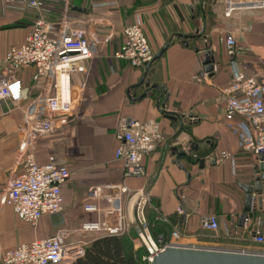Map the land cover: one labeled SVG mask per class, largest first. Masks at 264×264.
<instances>
[{"label": "crops", "instance_id": "obj_1", "mask_svg": "<svg viewBox=\"0 0 264 264\" xmlns=\"http://www.w3.org/2000/svg\"><path fill=\"white\" fill-rule=\"evenodd\" d=\"M66 0H44L41 11L20 3L0 2V60L13 46L22 44L38 17L57 22ZM70 16L92 20L88 27L105 45L97 44L87 70L73 78V111L56 116V131L36 142V160L47 163L54 156L71 171L63 186L64 210L45 215L34 227L21 220L10 206L0 202V261L4 252L36 238L49 237L63 229L91 240L94 232H82L84 222L102 218L115 221L105 209H116L119 201L98 200L103 213L87 212L83 200L95 186L124 184L137 192L122 201L125 211L140 225L137 208L144 190L147 224L179 222L182 240L191 245L245 251H262L254 237L260 228L264 208L241 223L245 193L240 183L250 182L256 156L240 146L239 137L226 124L228 96L224 93L235 73L244 71L264 84V11L247 10L227 16L224 0H69ZM140 23L156 55L147 78L151 84L166 87L169 98L163 113L158 92L140 98L146 86H135L144 76V68L116 57L126 37V27ZM205 27L202 37L185 40L178 34L194 35ZM237 37L238 47L229 55L227 34ZM212 50L218 67L213 76L204 72L203 54ZM4 74L20 78L28 98L38 94L41 82L33 80L34 68H11L3 62ZM163 99V98H162ZM161 99V101H162ZM160 101V102H161ZM23 104L9 102L0 107V199L8 179L20 171L18 149L23 124ZM181 116L170 118L169 113ZM139 120L155 133V149L147 156L145 177H124L123 162L115 157L120 142L116 131L122 122ZM185 152L186 155H179ZM230 154L223 159L222 153ZM234 158V163L232 162ZM203 160V162H202ZM189 175V178H188ZM183 206L186 219L178 213ZM214 216L219 229L208 230L202 220ZM75 236V237H76ZM63 264V263H62Z\"/></svg>", "mask_w": 264, "mask_h": 264}, {"label": "built area", "instance_id": "obj_2", "mask_svg": "<svg viewBox=\"0 0 264 264\" xmlns=\"http://www.w3.org/2000/svg\"><path fill=\"white\" fill-rule=\"evenodd\" d=\"M4 4L20 3L41 11L44 0H0ZM227 16L235 17L247 10L264 11V0H224ZM70 3L66 0L64 12L57 22L38 17L24 42L13 46L0 60V107L3 103L14 106L26 104L23 108V124L16 164L21 169L7 182L0 202L10 206L16 215L31 226L36 227L45 215L60 213L64 210L63 186L71 178V171L51 156L47 163L36 160V142L38 138L52 135L56 131L55 120L60 115L73 111V78L87 70L88 61L96 53V43L106 44L111 35L98 40L89 30V25L96 21L75 20L71 18ZM94 23V22H93ZM126 40L116 57L128 60L134 68H144L152 60L154 53L149 44L142 24L134 23L125 28ZM225 44L229 55H234L238 40L233 34H227ZM3 62L17 70L33 67V80L41 82V88L33 97L24 95L25 86L20 78L4 74ZM228 96L225 120L230 130L239 137L243 150L252 152L256 157L264 154V84L244 71L235 73L230 85L224 89ZM57 116V117H56ZM116 138L120 145L115 157L123 162L124 177H145L147 175L145 160L155 149V133L150 125L131 120L120 123ZM223 159L230 154L222 153ZM234 163V158H232ZM141 194V193H140ZM136 196L124 184L95 186L90 190V197L83 200V209L87 212L103 213L104 208L98 200L109 198L119 201L116 209H105L112 215L117 211L115 221L104 218L94 222H84L82 232H94V238L105 235H122L133 227V218L124 209L125 197ZM137 216L142 228L138 233L149 254L144 258L152 263L154 256L170 246L204 247L191 245L182 240L180 229H174L168 239L159 235L151 236L144 214L146 226L142 227L139 208ZM183 214V206L178 207ZM202 226L208 230L219 229L216 217L202 220ZM134 228V227H133ZM76 231L63 229L49 237L36 238L22 243L16 248L4 252L0 264H71L85 254L86 246L92 240L75 237ZM258 244H264V235L258 231L254 237ZM245 251V250H242ZM261 252L262 251H256Z\"/></svg>", "mask_w": 264, "mask_h": 264}, {"label": "water", "instance_id": "obj_3", "mask_svg": "<svg viewBox=\"0 0 264 264\" xmlns=\"http://www.w3.org/2000/svg\"><path fill=\"white\" fill-rule=\"evenodd\" d=\"M204 31L205 27L200 31H196V34L194 35L178 34V37L185 40L194 39L202 37ZM168 47L169 44H166L156 55L153 56L152 60L145 67L143 78L135 86L132 87L135 88L142 85L146 86L147 89L140 98H145L147 96L153 95L154 91H157L159 94L158 105L163 113H165L164 107L169 98L167 89L165 86L160 84H151V81L149 78H147V76L152 64L163 55ZM203 65L204 72L209 76H213L216 67H218V63L216 61V56L212 50H206L204 52ZM168 116L170 118L179 120H181L182 118L181 116L172 114L171 112ZM179 155H186V153L182 152ZM256 159L258 160V164L254 166V172L251 176L250 182L239 184V187L245 193V206L243 215L241 217V223H243L250 216L256 215L264 208V154H260L256 157ZM141 198L142 202L139 208V216L142 220V227L144 228L146 226V223L143 220L142 211L143 205L147 200V192L145 190L141 193ZM185 219L186 214L184 212L182 216V222H184ZM260 221V228H263L264 215L260 217ZM134 228L136 229L137 233H140L142 230L141 226L138 224H134ZM151 264H264V253L211 247L170 246L162 251H159L154 256Z\"/></svg>", "mask_w": 264, "mask_h": 264}, {"label": "trees", "instance_id": "obj_4", "mask_svg": "<svg viewBox=\"0 0 264 264\" xmlns=\"http://www.w3.org/2000/svg\"><path fill=\"white\" fill-rule=\"evenodd\" d=\"M179 217L173 216L169 223L154 221L148 225L151 236L162 235L168 239L171 227L178 224ZM149 254L135 228L122 235H105L92 239L86 246L85 254L71 264H149L144 259Z\"/></svg>", "mask_w": 264, "mask_h": 264}, {"label": "rangeland", "instance_id": "obj_5", "mask_svg": "<svg viewBox=\"0 0 264 264\" xmlns=\"http://www.w3.org/2000/svg\"><path fill=\"white\" fill-rule=\"evenodd\" d=\"M157 239V238H156ZM142 241V240H141ZM143 242V241H142ZM144 243V242H143ZM148 262H149V260H148Z\"/></svg>", "mask_w": 264, "mask_h": 264}]
</instances>
